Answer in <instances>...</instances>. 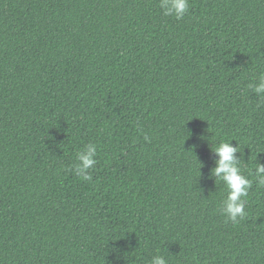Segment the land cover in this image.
<instances>
[{"label":"trees","instance_id":"16d2710c","mask_svg":"<svg viewBox=\"0 0 264 264\" xmlns=\"http://www.w3.org/2000/svg\"><path fill=\"white\" fill-rule=\"evenodd\" d=\"M159 5L0 0V264H264V187L234 223L212 174L264 164V0Z\"/></svg>","mask_w":264,"mask_h":264},{"label":"clouds","instance_id":"9594fccd","mask_svg":"<svg viewBox=\"0 0 264 264\" xmlns=\"http://www.w3.org/2000/svg\"><path fill=\"white\" fill-rule=\"evenodd\" d=\"M160 8L165 16H174L180 20L189 10V0H160ZM253 91L259 96H264V75L259 77ZM219 159L215 162L213 176L223 181L228 194L223 202V214L232 222L238 223L246 217L245 211L249 190L253 186V176L260 187H264V164L256 163L254 172L244 174V165L238 160L237 154L241 153L239 146H233L231 142H221L214 150ZM97 147L89 143L84 150L77 154L79 163L75 166V174L83 181L91 182L93 177L91 170L97 164ZM151 264H168L163 256H155Z\"/></svg>","mask_w":264,"mask_h":264}]
</instances>
